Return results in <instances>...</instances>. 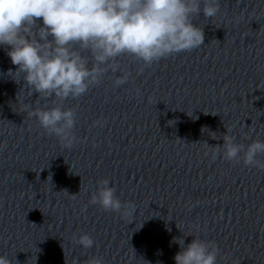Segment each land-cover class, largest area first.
<instances>
[{"label": "clouds", "instance_id": "clouds-1", "mask_svg": "<svg viewBox=\"0 0 264 264\" xmlns=\"http://www.w3.org/2000/svg\"><path fill=\"white\" fill-rule=\"evenodd\" d=\"M201 12L205 18L217 16L220 0H0V47L17 66L15 72H9L22 73L32 94L53 101L44 108L22 105V112L35 118L63 147L72 148L77 141L73 131L77 113L65 108L63 102L85 95L109 71L121 73L115 77L114 87L126 84L130 73L117 62L124 55L146 68L174 54L200 48L204 30L193 19ZM97 125L101 121L93 122V127ZM221 147L225 160L239 163L242 159L245 166L264 169V162L257 159L264 154V141L256 139L245 146L225 134L223 144L212 151V159L217 158ZM90 203L105 211L124 208L125 216L135 207L123 205L107 179L98 181ZM174 242L181 249L174 256L175 264H217L219 248L215 242L197 237L187 245L183 238ZM75 243L90 249L94 240L81 234ZM0 264L11 261L0 256ZM85 264L104 261L93 256Z\"/></svg>", "mask_w": 264, "mask_h": 264}]
</instances>
